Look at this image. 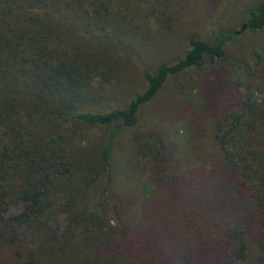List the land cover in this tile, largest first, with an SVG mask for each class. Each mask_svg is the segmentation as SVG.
I'll return each mask as SVG.
<instances>
[{"label": "trees", "instance_id": "trees-1", "mask_svg": "<svg viewBox=\"0 0 264 264\" xmlns=\"http://www.w3.org/2000/svg\"><path fill=\"white\" fill-rule=\"evenodd\" d=\"M152 8L146 0H0V264H264L263 46L230 69L220 66L233 32L190 37L179 58L142 70L144 88L123 107L99 109L119 48ZM240 28H264V0ZM202 62L224 73L201 104L214 150L196 170L174 164L159 181L166 150L151 164L143 190L171 186L164 218L135 224L119 199L94 202L117 134L167 77ZM93 128L104 131L99 146L87 142Z\"/></svg>", "mask_w": 264, "mask_h": 264}, {"label": "rangeland", "instance_id": "rangeland-1", "mask_svg": "<svg viewBox=\"0 0 264 264\" xmlns=\"http://www.w3.org/2000/svg\"><path fill=\"white\" fill-rule=\"evenodd\" d=\"M146 1L151 2L152 11L147 22L138 21L132 42L119 48L122 58L115 73L108 77L101 111L123 107L133 93L144 88L142 70H152L159 63H171L179 58L190 37L213 41L219 32H233L230 41L224 43L226 58L220 66L224 68L239 63L238 59L246 61L252 47H264V28L252 32L240 28L247 11L258 0ZM133 21L136 26L137 18ZM216 70L215 63L202 62L200 66L171 75L157 94L139 107L137 122L122 129L114 139L108 175L94 180L96 185L90 191L94 202L105 197L119 199L121 205L125 204L124 215L130 216L135 224H152L164 218L163 211L169 201L167 188L171 186H163L162 181L161 186H146L143 190V181L151 164L164 150L166 164L153 175L156 181L169 177L174 164L185 169L186 161L196 170L200 159L214 150L209 116L201 104L218 90L220 83L216 79L224 73L220 69V75H214ZM89 132L88 144L99 146L104 131L93 128ZM62 218L60 215L57 219L59 226ZM5 252L11 255L10 249Z\"/></svg>", "mask_w": 264, "mask_h": 264}]
</instances>
